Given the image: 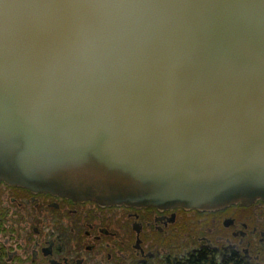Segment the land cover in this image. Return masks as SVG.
Instances as JSON below:
<instances>
[{"label":"water","instance_id":"water-1","mask_svg":"<svg viewBox=\"0 0 264 264\" xmlns=\"http://www.w3.org/2000/svg\"><path fill=\"white\" fill-rule=\"evenodd\" d=\"M0 182L101 206L264 200V0H0Z\"/></svg>","mask_w":264,"mask_h":264},{"label":"flooded vegetation","instance_id":"flooded-vegetation-1","mask_svg":"<svg viewBox=\"0 0 264 264\" xmlns=\"http://www.w3.org/2000/svg\"><path fill=\"white\" fill-rule=\"evenodd\" d=\"M0 264H264V200L101 206L0 182Z\"/></svg>","mask_w":264,"mask_h":264}]
</instances>
